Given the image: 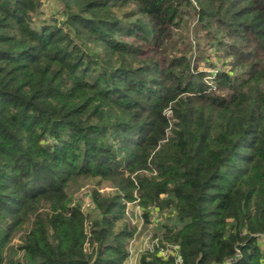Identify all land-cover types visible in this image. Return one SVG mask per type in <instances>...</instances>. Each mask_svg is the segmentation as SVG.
I'll return each instance as SVG.
<instances>
[{
  "label": "trees",
  "instance_id": "1",
  "mask_svg": "<svg viewBox=\"0 0 264 264\" xmlns=\"http://www.w3.org/2000/svg\"><path fill=\"white\" fill-rule=\"evenodd\" d=\"M133 201L137 264H264V0H0V264H125Z\"/></svg>",
  "mask_w": 264,
  "mask_h": 264
},
{
  "label": "rangeland",
  "instance_id": "2",
  "mask_svg": "<svg viewBox=\"0 0 264 264\" xmlns=\"http://www.w3.org/2000/svg\"><path fill=\"white\" fill-rule=\"evenodd\" d=\"M46 6H45V9H46ZM192 25L193 24H190L189 26V30H188L189 33L192 32V28H193ZM203 40H204L203 36H200L201 44H203ZM176 42L177 44H175L174 46L181 47V44H179L178 41ZM197 67L199 68V70H202V71H205V70L208 72L211 71L209 68L208 62H205V60H200L198 62ZM208 74L209 73H207V76L205 77L206 81H209L211 78V75H208ZM79 195H80L79 197L82 198L81 202H82L83 208L89 207L90 197H89L88 189L87 188L80 189ZM127 216H128V221L130 223V226L135 229V234L133 238L129 241L128 250L130 251V254L125 264H135V263L137 264L136 261H138L139 253L142 250H144L148 244H150V239L158 238L160 240V234L163 231L161 224L164 222L167 223V218L166 216L164 218H160L158 217L157 214L152 213L149 215V221L147 222V220L145 219L143 215L142 207L139 206L138 201H133V202L128 203Z\"/></svg>",
  "mask_w": 264,
  "mask_h": 264
},
{
  "label": "built area",
  "instance_id": "3",
  "mask_svg": "<svg viewBox=\"0 0 264 264\" xmlns=\"http://www.w3.org/2000/svg\"><path fill=\"white\" fill-rule=\"evenodd\" d=\"M146 248H149L151 250H155L156 248H158L159 249L158 252L163 258H167L171 254H173V256H175L176 258V262L181 263V256L179 255L178 252L179 246L177 245L161 246L160 240L156 238V239H150V244H148Z\"/></svg>",
  "mask_w": 264,
  "mask_h": 264
},
{
  "label": "crops",
  "instance_id": "4",
  "mask_svg": "<svg viewBox=\"0 0 264 264\" xmlns=\"http://www.w3.org/2000/svg\"><path fill=\"white\" fill-rule=\"evenodd\" d=\"M140 254V253H139ZM136 262H138V261H136ZM136 264V263H135Z\"/></svg>",
  "mask_w": 264,
  "mask_h": 264
}]
</instances>
